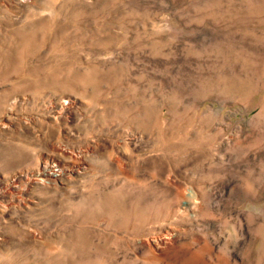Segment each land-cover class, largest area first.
I'll list each match as a JSON object with an SVG mask.
<instances>
[{"label":"rangeland","instance_id":"374dc122","mask_svg":"<svg viewBox=\"0 0 264 264\" xmlns=\"http://www.w3.org/2000/svg\"><path fill=\"white\" fill-rule=\"evenodd\" d=\"M0 264H264V0H0Z\"/></svg>","mask_w":264,"mask_h":264},{"label":"bare ground","instance_id":"6f19581e","mask_svg":"<svg viewBox=\"0 0 264 264\" xmlns=\"http://www.w3.org/2000/svg\"><path fill=\"white\" fill-rule=\"evenodd\" d=\"M154 242H155V243H154V246H156V245H158V244H159V245L163 244L162 242H159V241H157V240H155Z\"/></svg>","mask_w":264,"mask_h":264}]
</instances>
